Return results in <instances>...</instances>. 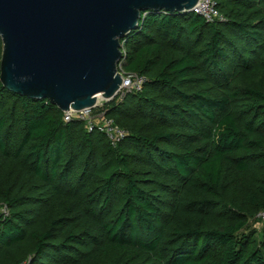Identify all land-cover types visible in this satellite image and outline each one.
<instances>
[{"label": "trees", "instance_id": "16d2710c", "mask_svg": "<svg viewBox=\"0 0 264 264\" xmlns=\"http://www.w3.org/2000/svg\"><path fill=\"white\" fill-rule=\"evenodd\" d=\"M216 9L121 41L119 142L0 81V264H264V0Z\"/></svg>", "mask_w": 264, "mask_h": 264}, {"label": "water", "instance_id": "95a60500", "mask_svg": "<svg viewBox=\"0 0 264 264\" xmlns=\"http://www.w3.org/2000/svg\"><path fill=\"white\" fill-rule=\"evenodd\" d=\"M199 0H0L2 85L62 112L117 96L121 41L142 13H194Z\"/></svg>", "mask_w": 264, "mask_h": 264}, {"label": "built area", "instance_id": "2783aa9c", "mask_svg": "<svg viewBox=\"0 0 264 264\" xmlns=\"http://www.w3.org/2000/svg\"><path fill=\"white\" fill-rule=\"evenodd\" d=\"M194 13L202 16L207 22H214L215 20L223 19V17L216 9V0H199L194 8ZM123 48L124 45L122 44L123 59L118 66V71L122 75V85L119 92L117 93V96H124L129 92L141 91L146 82V78L144 76L126 72L124 67L125 51L123 50ZM102 106L103 105L95 106L94 108H89L81 111H75L71 109L69 112H63L64 121L67 123L74 120L85 122L89 131H92L97 127L102 132L106 133L107 137L113 143L123 140L126 136V131L115 125L112 120H108L105 116V112H96L97 109L101 108ZM258 218L264 225V211L259 213Z\"/></svg>", "mask_w": 264, "mask_h": 264}, {"label": "rangeland", "instance_id": "374dc122", "mask_svg": "<svg viewBox=\"0 0 264 264\" xmlns=\"http://www.w3.org/2000/svg\"><path fill=\"white\" fill-rule=\"evenodd\" d=\"M2 49H3V48H2ZM104 103H106V101L103 100V99H101V100H99V103H98L97 106L104 105ZM4 213H6V210H5V209H4V210H0V216H1V214H4ZM258 226H260V225H258Z\"/></svg>", "mask_w": 264, "mask_h": 264}, {"label": "bare ground", "instance_id": "6f19581e", "mask_svg": "<svg viewBox=\"0 0 264 264\" xmlns=\"http://www.w3.org/2000/svg\"><path fill=\"white\" fill-rule=\"evenodd\" d=\"M101 99H102V97H101V96H99V97H98V100H101Z\"/></svg>", "mask_w": 264, "mask_h": 264}]
</instances>
